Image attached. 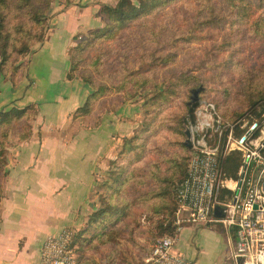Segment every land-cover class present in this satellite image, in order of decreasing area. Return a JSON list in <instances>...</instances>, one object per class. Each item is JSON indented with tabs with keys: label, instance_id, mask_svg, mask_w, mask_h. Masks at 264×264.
<instances>
[{
	"label": "crops",
	"instance_id": "0c3cea01",
	"mask_svg": "<svg viewBox=\"0 0 264 264\" xmlns=\"http://www.w3.org/2000/svg\"><path fill=\"white\" fill-rule=\"evenodd\" d=\"M117 0H72L52 13L42 41L25 58L26 66L16 85L0 78V112L35 104L37 115L27 140L10 137L6 175L0 203V264H39L44 239L66 227L80 230L100 207L96 194L118 157L124 139L140 126L143 103L130 99L102 110L77 116L92 87L79 77L68 78L70 49L76 36L104 25L103 4ZM139 223L145 224L142 220ZM120 243H99L89 252L99 264H137L147 256L139 235ZM236 240L231 230L187 223L177 235L176 251L193 264H232ZM151 245V243H150ZM141 256V257H140Z\"/></svg>",
	"mask_w": 264,
	"mask_h": 264
},
{
	"label": "rangeland",
	"instance_id": "374dc122",
	"mask_svg": "<svg viewBox=\"0 0 264 264\" xmlns=\"http://www.w3.org/2000/svg\"><path fill=\"white\" fill-rule=\"evenodd\" d=\"M119 1L103 5L115 7ZM132 1L137 5L140 3V0ZM71 2L53 0L50 3L49 9L45 10L47 26L44 37L53 11ZM104 17L102 27L109 23L107 14ZM262 18L264 0H172L135 20L116 38L88 50L81 61L82 69L97 84H109L114 89L119 83H124L125 75L141 73L147 76L149 83L140 88L139 95L132 99L143 103L141 124L149 123L146 132L151 149L149 158L155 155L154 148L161 144L166 147V152L169 149L184 156L191 151L186 145V130H190L193 124L189 121L182 124L187 106L196 105L194 123L199 121V109L209 105L214 106L219 114L221 111V118L227 120L224 119V111L238 114L249 108V97L264 94V22L262 25L258 23ZM39 42L32 46L31 52ZM29 54L16 58L15 64L21 63ZM127 85L130 86L129 83ZM200 87L203 90L199 93V101L189 105L192 90ZM156 90H164V97L156 99ZM109 99L123 100L116 94ZM250 119L248 115L238 117L237 121H226L233 125L236 139L256 122L263 129L264 111L253 122ZM242 126H246V132L240 131ZM180 128L184 130L185 137L178 133ZM256 131L260 134L259 129ZM182 141L186 149L180 147ZM234 152L239 155V151ZM142 219L145 221L144 217ZM138 221L134 220L122 230V238H132L131 228H135ZM210 226L220 231L224 228L221 223ZM157 228V232L151 231L153 238L165 235L164 226ZM150 243H143L146 245L142 248L146 251ZM123 246L128 252L129 248L139 244L132 240L131 243L124 242ZM77 251L80 253L78 248ZM231 263L237 264L234 258Z\"/></svg>",
	"mask_w": 264,
	"mask_h": 264
},
{
	"label": "trees",
	"instance_id": "16d2710c",
	"mask_svg": "<svg viewBox=\"0 0 264 264\" xmlns=\"http://www.w3.org/2000/svg\"><path fill=\"white\" fill-rule=\"evenodd\" d=\"M52 1L0 0V78L9 77L14 85L20 80L26 60L16 65V58L29 54L32 46L44 38V30L47 26L45 10L49 9ZM171 1L140 0L137 5L132 0H120L115 7L103 5L101 11L107 14L109 23L105 27L76 36V44L70 49L68 78L79 77L89 83L93 89L84 105L76 110L77 116L92 114L96 108L102 110L108 105L109 98H112L113 94L123 98L119 102L110 99L114 106L130 100L139 95V89L147 82L149 83L150 79L147 76L138 73L125 75L124 83H119L120 85L115 89L109 84H97L89 73L83 71L81 61L88 50L101 42L116 38L135 20L151 14ZM263 22L264 18L258 23L262 25ZM128 83L130 86L127 85ZM155 92L156 99L165 95L164 90ZM248 103L249 108L238 114L237 112L228 114L224 111V119L237 121L238 117L250 115V122H253V119L260 117L264 111V94L249 97ZM195 108V104L187 106L182 124L186 121L191 124L195 122ZM220 114H222L221 111ZM36 115L37 107L33 103L23 108L12 107L0 112V203L3 196V180L6 175L10 137L16 136L19 140L29 139L32 134V122ZM148 130L149 123L143 122L131 137L124 139L118 157L111 162L107 176L100 180L96 192L100 207L90 215L85 228L74 230L72 245L78 254L77 264H99L88 255L89 251L99 243H120L122 230L134 220L140 221L143 217L145 224L138 221V225L131 228V233H134L133 240L141 235L146 239L144 243L149 244L150 240L151 242L154 240L151 231L157 232V227L162 226L166 228L165 235H178L174 224V214L178 205L177 187L187 173L191 151L183 156L169 149L166 152V147L161 144L154 148L155 155L149 158L151 149L148 146L146 133ZM179 130L177 129L178 133L185 137L184 130L181 128ZM245 130L246 126H242L240 131ZM180 147L186 149L183 141ZM241 163L239 155L233 152L225 159L223 158L222 168L224 170L225 166L227 176H236ZM231 233L236 240L235 231L231 230ZM117 255L120 258L124 256L122 252L113 255L109 259L110 264H118Z\"/></svg>",
	"mask_w": 264,
	"mask_h": 264
},
{
	"label": "built area",
	"instance_id": "2783aa9c",
	"mask_svg": "<svg viewBox=\"0 0 264 264\" xmlns=\"http://www.w3.org/2000/svg\"><path fill=\"white\" fill-rule=\"evenodd\" d=\"M197 116L199 121L190 127L187 173L177 187L176 230L179 233L187 223H221L235 231L232 256L237 264H264V127L260 129L256 122L236 139L233 125L226 123L214 106L199 109ZM234 151L240 152L242 163L236 176H227L222 160ZM218 206L222 217L215 214ZM74 233L66 227L48 235L41 245L39 264H77ZM176 244L177 235L154 238L140 264H193L175 250Z\"/></svg>",
	"mask_w": 264,
	"mask_h": 264
},
{
	"label": "water",
	"instance_id": "95a60500",
	"mask_svg": "<svg viewBox=\"0 0 264 264\" xmlns=\"http://www.w3.org/2000/svg\"><path fill=\"white\" fill-rule=\"evenodd\" d=\"M202 90H203V87L196 88V89L192 90V96H191V101L189 102V105H192L193 103H196L197 101H199V98H200L199 93ZM186 135H187L186 145H187V147L191 148L192 147V140H191V131L189 129L186 130ZM255 208H257V205H255ZM215 214L218 217H222L224 215L219 206L216 207Z\"/></svg>",
	"mask_w": 264,
	"mask_h": 264
}]
</instances>
